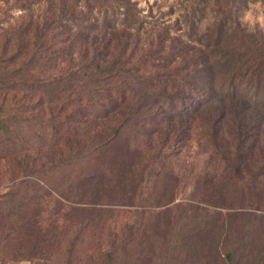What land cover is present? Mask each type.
<instances>
[{
	"label": "rangeland",
	"instance_id": "obj_1",
	"mask_svg": "<svg viewBox=\"0 0 264 264\" xmlns=\"http://www.w3.org/2000/svg\"><path fill=\"white\" fill-rule=\"evenodd\" d=\"M25 1L0 0V28L5 19L46 13L48 0H27L32 8L23 11ZM131 1L146 21L126 30L124 57L144 77L175 75L176 63L165 67L162 56L181 41L203 45L200 36L216 30L227 11L233 29L225 38L236 39L240 27L264 40V0ZM88 17V25H100L102 11ZM161 26L168 32L163 42ZM114 84V99L86 110L102 119L86 126L91 135L111 133L129 110L114 105ZM242 86L247 95L256 90ZM170 91L131 106L137 118L124 122L102 152L76 154L68 132L50 145L49 130L38 129L34 170L17 174L0 158V264H264V86L257 102L235 97L225 107L213 99L195 114L185 111L191 100ZM224 108L227 115L212 124ZM106 109L114 112L103 118ZM4 146L1 140L0 154Z\"/></svg>",
	"mask_w": 264,
	"mask_h": 264
},
{
	"label": "trees",
	"instance_id": "obj_2",
	"mask_svg": "<svg viewBox=\"0 0 264 264\" xmlns=\"http://www.w3.org/2000/svg\"><path fill=\"white\" fill-rule=\"evenodd\" d=\"M53 1H47L46 13H32L19 22L5 19V28H0V141L5 142L0 158L14 167L17 174L35 169L39 151L32 139L38 129L49 130V136L55 139L50 145L59 143L63 133L68 132L69 145L76 146V154L102 152L113 136L119 134L124 122L137 118V111L131 106L160 97L161 91L170 89L171 98L181 102L191 100L185 105L188 113L213 99H221L225 107L235 97L250 103L260 100L264 86V40L254 38L238 26L241 35L236 39L225 38V33L233 29L230 11L224 13L216 30L208 27V32L200 36L205 37L203 45L188 46L173 38L180 42V47L162 56V64L171 68L175 62L171 69L175 75L161 79L144 77L126 67L124 54L130 36L126 30L134 26L140 29L146 21L140 18L134 2L85 0L86 5L80 7L81 0H60L57 6ZM204 1L207 0L201 2ZM30 2L33 1L26 0L20 8L31 10ZM94 8L102 11V19L100 25L99 20L90 26L88 16ZM115 34L121 35V43H111L109 37ZM164 34L168 32L161 26V42ZM115 79L120 87L116 89L119 101L114 105L120 107L125 103L129 110L111 133L91 135L92 129L88 127L96 126L102 119L87 117L86 110L103 106L105 97L114 99ZM243 83L254 86L253 94L244 92ZM141 89L148 92L141 93ZM127 90L132 104L126 103ZM108 109L103 118L114 112L113 108ZM226 115L224 108L212 124ZM238 119L242 122L241 116ZM65 124L68 128L63 132Z\"/></svg>",
	"mask_w": 264,
	"mask_h": 264
},
{
	"label": "crops",
	"instance_id": "obj_3",
	"mask_svg": "<svg viewBox=\"0 0 264 264\" xmlns=\"http://www.w3.org/2000/svg\"><path fill=\"white\" fill-rule=\"evenodd\" d=\"M16 264H25V263H16Z\"/></svg>",
	"mask_w": 264,
	"mask_h": 264
}]
</instances>
